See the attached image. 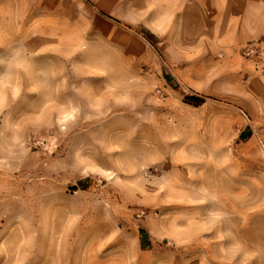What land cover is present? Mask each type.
<instances>
[{
    "label": "rangeland",
    "instance_id": "1",
    "mask_svg": "<svg viewBox=\"0 0 264 264\" xmlns=\"http://www.w3.org/2000/svg\"><path fill=\"white\" fill-rule=\"evenodd\" d=\"M1 207L0 264H264V0H0Z\"/></svg>",
    "mask_w": 264,
    "mask_h": 264
},
{
    "label": "crops",
    "instance_id": "2",
    "mask_svg": "<svg viewBox=\"0 0 264 264\" xmlns=\"http://www.w3.org/2000/svg\"><path fill=\"white\" fill-rule=\"evenodd\" d=\"M10 212H11L10 209H9V210H7V209L5 210L4 207H3V208L1 207V208H0V218H1V217H4L5 214H6V216H8V215L10 214ZM7 214H8V215H7ZM4 218H5V217H4Z\"/></svg>",
    "mask_w": 264,
    "mask_h": 264
},
{
    "label": "trees",
    "instance_id": "3",
    "mask_svg": "<svg viewBox=\"0 0 264 264\" xmlns=\"http://www.w3.org/2000/svg\"><path fill=\"white\" fill-rule=\"evenodd\" d=\"M190 100H192V101H199L200 98L199 97H196V96H193V97H190Z\"/></svg>",
    "mask_w": 264,
    "mask_h": 264
},
{
    "label": "bare ground",
    "instance_id": "4",
    "mask_svg": "<svg viewBox=\"0 0 264 264\" xmlns=\"http://www.w3.org/2000/svg\"><path fill=\"white\" fill-rule=\"evenodd\" d=\"M188 180H189V181H193V178H192V177H189V179H188ZM4 217H5V219H6V218H8V217L6 216V214L4 215ZM6 222H7V225H8V224H9V220L7 219V221H6Z\"/></svg>",
    "mask_w": 264,
    "mask_h": 264
}]
</instances>
